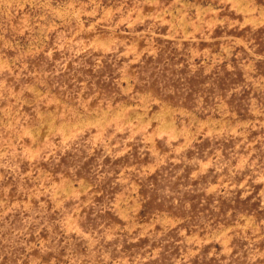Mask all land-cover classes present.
I'll use <instances>...</instances> for the list:
<instances>
[{"label":"rangeland","instance_id":"obj_1","mask_svg":"<svg viewBox=\"0 0 264 264\" xmlns=\"http://www.w3.org/2000/svg\"><path fill=\"white\" fill-rule=\"evenodd\" d=\"M0 264H264V0H0Z\"/></svg>","mask_w":264,"mask_h":264}]
</instances>
